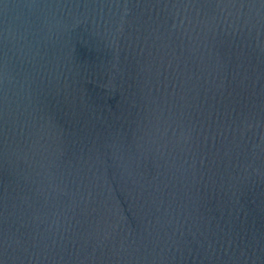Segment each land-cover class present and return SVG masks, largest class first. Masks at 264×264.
Returning a JSON list of instances; mask_svg holds the SVG:
<instances>
[{
  "label": "water",
  "instance_id": "1",
  "mask_svg": "<svg viewBox=\"0 0 264 264\" xmlns=\"http://www.w3.org/2000/svg\"><path fill=\"white\" fill-rule=\"evenodd\" d=\"M0 264H264V0H0Z\"/></svg>",
  "mask_w": 264,
  "mask_h": 264
}]
</instances>
